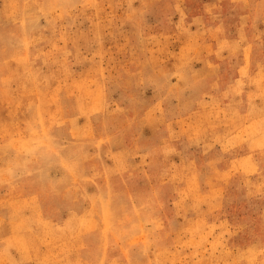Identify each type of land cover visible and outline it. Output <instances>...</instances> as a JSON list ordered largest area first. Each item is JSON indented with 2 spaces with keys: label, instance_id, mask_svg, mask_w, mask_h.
<instances>
[{
  "label": "rangeland",
  "instance_id": "1",
  "mask_svg": "<svg viewBox=\"0 0 264 264\" xmlns=\"http://www.w3.org/2000/svg\"><path fill=\"white\" fill-rule=\"evenodd\" d=\"M0 264H264V0H0Z\"/></svg>",
  "mask_w": 264,
  "mask_h": 264
}]
</instances>
